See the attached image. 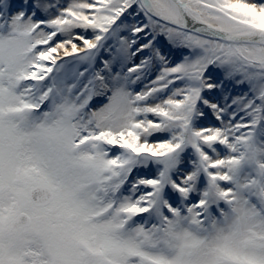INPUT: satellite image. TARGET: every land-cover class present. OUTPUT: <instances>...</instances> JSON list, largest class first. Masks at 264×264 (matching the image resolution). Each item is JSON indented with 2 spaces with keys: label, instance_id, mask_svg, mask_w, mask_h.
<instances>
[{
  "label": "snow or ice",
  "instance_id": "1",
  "mask_svg": "<svg viewBox=\"0 0 264 264\" xmlns=\"http://www.w3.org/2000/svg\"><path fill=\"white\" fill-rule=\"evenodd\" d=\"M0 264H264V0H0Z\"/></svg>",
  "mask_w": 264,
  "mask_h": 264
}]
</instances>
